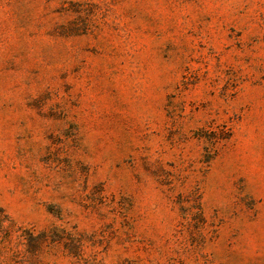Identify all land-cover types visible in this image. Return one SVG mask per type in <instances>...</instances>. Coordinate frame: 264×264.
I'll list each match as a JSON object with an SVG mask.
<instances>
[{"label": "rangeland", "instance_id": "374dc122", "mask_svg": "<svg viewBox=\"0 0 264 264\" xmlns=\"http://www.w3.org/2000/svg\"><path fill=\"white\" fill-rule=\"evenodd\" d=\"M0 264H264V0H0Z\"/></svg>", "mask_w": 264, "mask_h": 264}, {"label": "trees", "instance_id": "16d2710c", "mask_svg": "<svg viewBox=\"0 0 264 264\" xmlns=\"http://www.w3.org/2000/svg\"><path fill=\"white\" fill-rule=\"evenodd\" d=\"M1 210V209H0Z\"/></svg>", "mask_w": 264, "mask_h": 264}]
</instances>
